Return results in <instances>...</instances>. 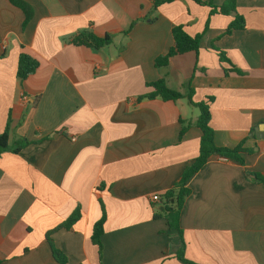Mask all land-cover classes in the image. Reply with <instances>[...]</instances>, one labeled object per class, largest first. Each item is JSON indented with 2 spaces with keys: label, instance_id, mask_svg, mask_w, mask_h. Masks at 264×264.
I'll return each instance as SVG.
<instances>
[{
  "label": "crops",
  "instance_id": "crops-1",
  "mask_svg": "<svg viewBox=\"0 0 264 264\" xmlns=\"http://www.w3.org/2000/svg\"><path fill=\"white\" fill-rule=\"evenodd\" d=\"M23 1L33 10L26 25L21 10L0 0V135L8 127L11 148L30 142L0 154V264H59L46 235L77 207L72 229L50 236L67 264H181L171 254L178 235L154 215L198 155L199 112L186 99L138 100L161 78L208 104L216 146L248 151L243 166L213 156L188 181L179 216L185 258L264 264V183L252 176L264 177V0H235L244 28L229 34L233 15L210 16L191 0L155 11L153 0ZM175 26L202 34L199 50L157 69ZM83 30L112 42L98 50L70 44ZM20 54L38 62L22 82ZM181 121L190 126L179 139ZM100 203L99 259L90 235Z\"/></svg>",
  "mask_w": 264,
  "mask_h": 264
},
{
  "label": "trees",
  "instance_id": "trees-1",
  "mask_svg": "<svg viewBox=\"0 0 264 264\" xmlns=\"http://www.w3.org/2000/svg\"><path fill=\"white\" fill-rule=\"evenodd\" d=\"M9 3L21 10L24 15L23 25H26L31 18L33 17L32 8L23 0H8ZM173 0H153L152 10L155 11L156 8L162 4L170 3ZM199 6L209 8V15H233L234 19L227 26L225 33L229 34L233 30H242L244 28V21L241 16L237 15L235 8V0H225V2L217 7L214 6L212 0H191ZM207 27V23H206ZM126 34V33H125ZM172 36V45L169 47L165 55L159 56L154 60V66L157 69L166 68L168 66L171 58L175 56H180L186 53L194 52L197 53L200 46V41L202 38V34H198L195 36L188 35L182 26H175L171 30ZM112 39L110 35H104L103 37L96 36L94 33L88 30H83L79 32L76 36L72 37L69 40V43L74 46H82L89 47L94 49H102L108 45H110ZM215 50L213 47H210ZM217 53V57L220 63L230 64V61L226 58L225 54L222 51L215 50ZM38 67V62L31 57L20 54L17 63V72L16 76L20 82L25 80L28 76L33 74ZM231 72L236 74H240L237 70L232 69ZM229 72L227 70L224 71V74L227 75ZM190 80L188 81V84ZM146 87L150 89V91L140 97L138 100H153L159 98L163 101H172L175 102L179 99H186L188 104L198 109V117L195 125L201 131V136L199 139V149L197 157L192 161L190 165H188L182 172L179 180L162 196V211L157 212L154 217L159 218L163 217L166 220L167 227L169 231L175 232L179 237V246L174 250L173 257L181 264H195L193 262L188 261L184 255V242L182 239V231L179 227V216L183 207V204L186 198L190 194V190L187 187L188 181L193 177L196 173H198L207 163V161L213 157H219L223 159L230 160L235 162L241 166L244 165V160L242 155L247 153L248 151L242 147L241 144L234 148L229 147H219L214 143V131L209 125L210 122V112L209 106L206 103H193L192 96L193 90L187 87V92L185 94H181L174 90H171L165 84L163 78L159 79L156 82L146 84ZM212 99L209 98V102ZM181 130L179 133V139L183 137L186 130L189 128L190 123H184L181 121ZM30 144V142L25 139L18 140L14 143V147L11 148L8 145V127H6L5 131L0 135V154L3 152H11L14 154H18L20 149ZM252 176L260 183H264V177H261L257 173H253ZM101 204V217L94 224L92 228V232L90 235L91 243L97 248L98 258L101 257V236L103 234V224L106 219V214L104 207ZM80 211L77 207L71 215L56 229L46 235V239L51 246L53 258L59 264H67L64 255L57 251L50 239V236L53 232L59 229L71 230L73 225L79 220Z\"/></svg>",
  "mask_w": 264,
  "mask_h": 264
},
{
  "label": "built area",
  "instance_id": "built-area-1",
  "mask_svg": "<svg viewBox=\"0 0 264 264\" xmlns=\"http://www.w3.org/2000/svg\"><path fill=\"white\" fill-rule=\"evenodd\" d=\"M4 50H5V47H4L3 45H0V56H2ZM152 201H153V202H157V201H159V197H158L157 195H154V196L152 197Z\"/></svg>",
  "mask_w": 264,
  "mask_h": 264
},
{
  "label": "rangeland",
  "instance_id": "rangeland-1",
  "mask_svg": "<svg viewBox=\"0 0 264 264\" xmlns=\"http://www.w3.org/2000/svg\"><path fill=\"white\" fill-rule=\"evenodd\" d=\"M195 111V113H197V111L196 110H194Z\"/></svg>",
  "mask_w": 264,
  "mask_h": 264
}]
</instances>
